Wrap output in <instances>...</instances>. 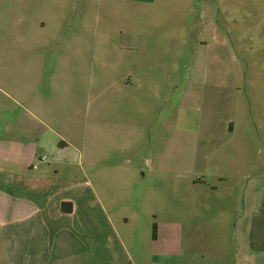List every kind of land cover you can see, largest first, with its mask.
<instances>
[{
    "label": "crops",
    "instance_id": "0c3cea01",
    "mask_svg": "<svg viewBox=\"0 0 264 264\" xmlns=\"http://www.w3.org/2000/svg\"><path fill=\"white\" fill-rule=\"evenodd\" d=\"M154 1H87L76 32L49 33L43 20L38 31L0 35V264H191V258L199 264H264V178L261 192L255 190L252 161L241 175L242 206L233 193L214 211L203 201L200 222L190 223L188 194L207 183L193 177L199 170L192 141L197 131L187 116L180 115L183 121L155 156L148 135L157 116L141 101L158 93L157 72L168 68L159 55L171 50L158 49L151 30L137 29L117 32L121 41L110 48L93 46L95 38H116L93 32L101 10L126 7L135 22L145 21L154 16H141L139 7ZM53 3L45 18L57 24L62 7ZM95 54L112 59L96 65L103 83L96 94ZM167 97H157L156 106ZM95 98L103 101L95 106ZM6 101L20 111L7 110ZM141 162L169 185L162 212L161 183L140 181ZM227 183L219 177V185ZM219 185L210 186L217 191ZM212 212L216 222L206 215ZM154 225L155 238L148 239Z\"/></svg>",
    "mask_w": 264,
    "mask_h": 264
},
{
    "label": "rangeland",
    "instance_id": "374dc122",
    "mask_svg": "<svg viewBox=\"0 0 264 264\" xmlns=\"http://www.w3.org/2000/svg\"><path fill=\"white\" fill-rule=\"evenodd\" d=\"M54 1H60L62 7L57 24L56 20L45 18V14H53L50 6ZM87 1L97 2L0 0V35L38 31L43 20L47 22L45 31L49 33L76 32L82 25L78 17ZM137 8H134L135 11ZM139 8L141 16H154L155 19L148 17L147 22H135L133 11L116 5L110 12L101 10L100 17L93 18V32L110 33L116 38H95L93 46L97 49L110 48L121 41L115 35L117 32H134L137 29L142 33L151 30L155 46L171 50L168 55H159L166 58L168 68L157 72L158 93L148 96L147 102L145 99L141 101L144 109L157 116L156 127L148 135L155 156L163 151V139L173 134L171 129L187 116L188 127L197 131L192 135V141L198 145L199 170L193 177L204 179L207 185L191 189L188 194L190 215L186 217L190 223L200 222L198 214L204 215L200 212L202 202L214 211V208L225 206L229 193L235 194L238 205L242 206L246 180L241 175H244L245 163L252 161L255 166V190L261 192L260 183L264 178V0H155L153 4ZM56 15L59 13L56 12ZM181 27H185L184 33ZM105 55L94 56L95 94L103 85L96 65L112 61ZM161 73H166V76H161ZM167 93L169 98L157 107L155 100L160 103L157 97L162 98ZM102 101L95 98V106ZM6 102L7 110L20 111L11 101ZM119 105L127 109L130 107L129 104ZM138 167L141 168L138 176L143 184L148 186L159 180L158 173L149 171L150 165L145 167L141 162ZM220 176L226 177L228 183L219 185ZM159 181L158 210L162 212L166 203L170 202L167 196L169 185ZM210 185H219V188L214 191ZM174 201V206L181 205L180 210L181 200ZM206 215L209 221L216 222L214 212ZM233 223L232 216L227 227L230 234L234 232ZM152 235L153 229H150L147 238ZM227 237L231 238L230 235ZM229 245L228 254L233 255L236 246L231 241ZM260 249L261 246L255 243L256 255ZM198 262L199 258H191V264Z\"/></svg>",
    "mask_w": 264,
    "mask_h": 264
},
{
    "label": "trees",
    "instance_id": "16d2710c",
    "mask_svg": "<svg viewBox=\"0 0 264 264\" xmlns=\"http://www.w3.org/2000/svg\"><path fill=\"white\" fill-rule=\"evenodd\" d=\"M156 228L155 225L153 226V238H155Z\"/></svg>",
    "mask_w": 264,
    "mask_h": 264
}]
</instances>
